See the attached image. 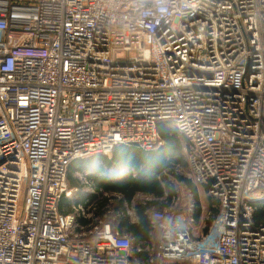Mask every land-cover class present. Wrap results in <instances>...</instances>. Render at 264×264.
Returning a JSON list of instances; mask_svg holds the SVG:
<instances>
[{
	"label": "built area",
	"instance_id": "obj_1",
	"mask_svg": "<svg viewBox=\"0 0 264 264\" xmlns=\"http://www.w3.org/2000/svg\"><path fill=\"white\" fill-rule=\"evenodd\" d=\"M161 122L219 212L204 230L201 207L198 232L193 193L176 192L134 243L112 211L72 199L69 166L152 150ZM257 204L264 0H0V264H264Z\"/></svg>",
	"mask_w": 264,
	"mask_h": 264
},
{
	"label": "trees",
	"instance_id": "obj_2",
	"mask_svg": "<svg viewBox=\"0 0 264 264\" xmlns=\"http://www.w3.org/2000/svg\"><path fill=\"white\" fill-rule=\"evenodd\" d=\"M159 133L161 141L152 150H145L135 144H120L114 148L111 155L99 154L72 162L69 166V173L76 169L92 168L95 171H110L114 168L115 177L106 173L102 176H91L92 182L105 191H120L124 199L131 202L138 194H148L156 199L150 201L135 202V210L138 221L130 222L127 214L123 213L119 217L118 226L124 231L132 233L134 243H138L150 237L151 225L149 222L147 210L152 207L168 205L176 195V188L172 177L184 183L193 193L197 210L195 214L196 221L200 219L202 208L198 188L191 178L178 173L180 167L186 168L188 164L187 156L183 155L182 144L185 143V137L180 134L175 126L167 122L159 124ZM120 167H126L122 174ZM118 170L119 172L115 171ZM89 171V172H90ZM68 173V174H69ZM119 179V180H116ZM70 185H74L72 176L69 174ZM95 195V194H91ZM162 198V199H160ZM160 199V200H159ZM210 216L206 221L204 230L208 229L212 220L219 212V201L208 196ZM68 200L62 198V206ZM117 208H123L122 201ZM65 213V211H63ZM254 220L257 224H264V205L257 204L254 211Z\"/></svg>",
	"mask_w": 264,
	"mask_h": 264
},
{
	"label": "crops",
	"instance_id": "obj_3",
	"mask_svg": "<svg viewBox=\"0 0 264 264\" xmlns=\"http://www.w3.org/2000/svg\"><path fill=\"white\" fill-rule=\"evenodd\" d=\"M184 146H185V143L182 144V151L184 152ZM111 155V154H109ZM114 168H110V171H107V170H104V171H100V172H95V171H90V170H93L92 168H88V169H76V170H73L72 173H69L71 176H72V179H73V182H74V185H70V182H69V187L74 189V195H73V200H78V201H84L86 199H89L90 202H95L96 203V207H97V214L99 215H102L103 213H105L106 211L110 210L112 211V213L116 216V223L118 225V220H119V217L121 215H124L123 213L127 214L130 222H136L138 221V216H137V213H136V210H135V202L137 201L136 198L137 196L141 195L140 196V202H145V201H150V200H146L147 197L149 199H156L157 197H154L152 195H148V194H138L137 196H135V199H133L131 202H128L126 199H124V196L123 194H121V192L119 191H105L103 190L102 188H99L97 187L94 182H92V178L91 176H102L104 173H105V176L106 173L109 174V175H112V176H115V177H119L118 174H114ZM90 171V172H89ZM126 171V167H120V172L118 170L115 171L116 172H119V173H123ZM79 173H84L86 174V178L88 180V185H84L81 183L80 179L78 178V174ZM69 174H68V179H69ZM116 180H119L117 179ZM205 188H207L206 186H204ZM189 189V188H188ZM200 191L198 190V193ZM91 194H95L94 196L91 195ZM200 194L199 193V197H200ZM209 196V195H208ZM73 200H70L68 199L66 202H64V206H62L61 204L63 203L61 201L60 203V208H61V211H65L66 212H69L70 211V204ZM160 200V199H159ZM122 201V206L123 208H117V205L119 204V202ZM200 202L201 203V207H204L206 209H208L210 211V208H209V202L207 200V203H203V200H202V197H200ZM152 207H155V206H152ZM164 207V206H163ZM162 207V208H163ZM151 208V207H150ZM149 208V209H150ZM157 209H161L159 207H155ZM129 210H132L134 213H135V217H132L128 211ZM201 217V216H200ZM119 227V226H118ZM120 228V227H119ZM122 230L123 233H126V234H130L134 240V236L132 235V233L128 232V231H124L123 228H120ZM145 240H148V239H144L142 241H145ZM142 241H139V242H142Z\"/></svg>",
	"mask_w": 264,
	"mask_h": 264
},
{
	"label": "rangeland",
	"instance_id": "obj_4",
	"mask_svg": "<svg viewBox=\"0 0 264 264\" xmlns=\"http://www.w3.org/2000/svg\"><path fill=\"white\" fill-rule=\"evenodd\" d=\"M183 155H184L185 157L187 156L185 151L183 152ZM188 170H189V168H188V164H187L186 168H184V167H180V168H178L177 172L183 174V175L186 176V177H189V176H188V175H189ZM172 180H173V182H174V185H175V188H176V192H177V194L179 193L180 196H181V198H182V201H185V200L187 199V192H186V191L188 190V187H187L184 183H182L181 181L176 180V179L173 178V177H172ZM192 181L196 184L198 190L200 191L199 193H201V194H200V197H202L203 203H205V202L207 203V200H208V199H207V198H208V193H207V191H208V189L205 188V187H204L203 185H201L200 183L196 182L194 179H192ZM140 196H141V195L137 196V198H136L137 201H140V199H141ZM218 201H219V200H218ZM201 203H202V202H201ZM204 216H205V215H203L198 221H196V223H194V226L198 227V229H197L198 232H199V230H200L201 223H202L203 220H204Z\"/></svg>",
	"mask_w": 264,
	"mask_h": 264
}]
</instances>
